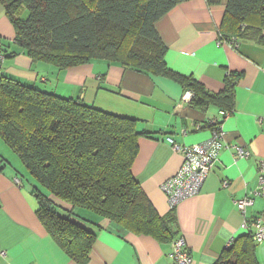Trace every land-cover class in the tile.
<instances>
[{
  "label": "crops",
  "instance_id": "1",
  "mask_svg": "<svg viewBox=\"0 0 264 264\" xmlns=\"http://www.w3.org/2000/svg\"><path fill=\"white\" fill-rule=\"evenodd\" d=\"M156 27L167 46V65L181 78L192 77L206 90L220 93L230 72L243 73L234 91V111L227 118H222L225 107L219 103L203 111L185 101L190 91L177 78L100 59L63 69L33 61L15 41V28L0 3V76L12 75L42 90L81 97L103 110L136 118L137 130L148 135L139 138L132 172L161 216L172 210L175 214V235L159 240L75 209L71 217L96 233L86 264H174L173 242L179 237L193 258L190 264H215L235 240L255 233L256 226L247 229L245 221L262 217L264 224V196L254 194L264 158V39L241 40L236 35L237 26L227 17V0H183ZM234 38L237 44L221 43ZM216 119L222 120L224 140L231 146L221 149L201 191L172 208L162 184L178 173L184 160L173 147L208 140L213 132L208 122ZM233 145L246 147L250 155L240 156ZM17 162L0 164V264H81L41 222L39 203ZM246 197L254 203L244 217L235 200Z\"/></svg>",
  "mask_w": 264,
  "mask_h": 264
},
{
  "label": "trees",
  "instance_id": "2",
  "mask_svg": "<svg viewBox=\"0 0 264 264\" xmlns=\"http://www.w3.org/2000/svg\"><path fill=\"white\" fill-rule=\"evenodd\" d=\"M183 0H0L15 28V41L32 58L60 69L105 60L179 79L190 104L219 103L230 114L243 73L234 71L220 93L192 77L181 78L165 60L167 46L156 24ZM221 0H208L210 4ZM227 17L241 40L264 39V0H227ZM222 38L228 39L221 30ZM223 123L218 121L217 124ZM213 128L216 124L208 122ZM137 119L0 76V137L39 185L32 193L41 222L81 264L89 260L95 231L71 216L87 209L134 233L171 239L173 210L161 216L136 180ZM8 160L0 155V164ZM8 162V161H7ZM66 212V213H62ZM91 224L97 225L94 220ZM253 233L235 240L215 264H261Z\"/></svg>",
  "mask_w": 264,
  "mask_h": 264
},
{
  "label": "built area",
  "instance_id": "3",
  "mask_svg": "<svg viewBox=\"0 0 264 264\" xmlns=\"http://www.w3.org/2000/svg\"><path fill=\"white\" fill-rule=\"evenodd\" d=\"M224 44H237L236 38L232 40H221ZM193 92L190 91L184 96L185 101H190L193 97ZM230 115L229 111H221L222 118H227ZM222 121L216 119L213 121L216 127L213 128L211 137L201 143L194 145H180L175 144L173 149L183 155V163L173 177L166 180L162 184V189L167 195L168 201L171 207L177 206L182 201L197 195L208 177L209 173L215 166L218 160V155L221 149L226 146H231L224 140V131ZM171 140V139H170ZM237 150V153L242 157H248L250 155L249 149L241 145H233ZM259 166V180L258 187L254 194L256 196H264V158H261ZM224 186H228V181H224ZM253 198H241L235 200L237 208L241 211L242 215L246 217L247 207L253 205ZM251 224L256 226V231L253 233L254 240L259 245L264 244V224L262 217L256 218L252 222H244V227L250 228ZM174 264H190L193 260L191 254L187 250V244L184 238L179 237L173 242V254Z\"/></svg>",
  "mask_w": 264,
  "mask_h": 264
},
{
  "label": "rangeland",
  "instance_id": "4",
  "mask_svg": "<svg viewBox=\"0 0 264 264\" xmlns=\"http://www.w3.org/2000/svg\"><path fill=\"white\" fill-rule=\"evenodd\" d=\"M0 153L4 154V156H6L13 164H15L14 160L18 161L15 166L16 168H18V170H20L21 173L26 175L25 180L26 183H28V185L33 186L36 184L39 185L40 188H42L40 184L32 176L28 174L25 165L19 159L17 153H15L1 137H0ZM77 209L79 210L82 208H77ZM259 260L261 264H264V255H262L261 253L259 254Z\"/></svg>",
  "mask_w": 264,
  "mask_h": 264
},
{
  "label": "water",
  "instance_id": "5",
  "mask_svg": "<svg viewBox=\"0 0 264 264\" xmlns=\"http://www.w3.org/2000/svg\"><path fill=\"white\" fill-rule=\"evenodd\" d=\"M261 250H262V254L264 255V244H263Z\"/></svg>",
  "mask_w": 264,
  "mask_h": 264
},
{
  "label": "bare ground",
  "instance_id": "6",
  "mask_svg": "<svg viewBox=\"0 0 264 264\" xmlns=\"http://www.w3.org/2000/svg\"><path fill=\"white\" fill-rule=\"evenodd\" d=\"M172 208H174V207H172Z\"/></svg>",
  "mask_w": 264,
  "mask_h": 264
}]
</instances>
